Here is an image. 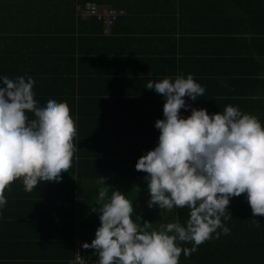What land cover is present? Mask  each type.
<instances>
[{
  "label": "trees",
  "instance_id": "obj_1",
  "mask_svg": "<svg viewBox=\"0 0 264 264\" xmlns=\"http://www.w3.org/2000/svg\"><path fill=\"white\" fill-rule=\"evenodd\" d=\"M88 2L122 14L106 28L83 15ZM181 74L206 90L185 98L183 117L233 105L264 124V0H0V77H32L40 106L67 102L78 117V159L62 180L30 193L16 180L6 190L0 264H70L100 178L128 192L147 184L135 165L158 145L166 100L146 85ZM228 211L230 234L218 230L180 264H264V216L243 194ZM173 212L186 226L189 210Z\"/></svg>",
  "mask_w": 264,
  "mask_h": 264
},
{
  "label": "clouds",
  "instance_id": "obj_2",
  "mask_svg": "<svg viewBox=\"0 0 264 264\" xmlns=\"http://www.w3.org/2000/svg\"><path fill=\"white\" fill-rule=\"evenodd\" d=\"M101 22V21H100ZM0 209L7 205L6 190L22 180L32 192L40 183L59 182L76 156L77 118L67 102L35 99L32 77H0ZM149 90L165 97L163 119L155 122L158 145L141 156L137 171L147 173L148 207L165 212L189 210L186 226L178 220L154 229L152 222L133 218V202L112 190L101 177L97 197L100 226L91 243L96 264H180V257L196 252L200 245L231 229L228 208L235 197L246 195L253 216H264V124L238 106L223 112L191 108L181 115L205 88L192 74L149 81ZM32 113L34 118H30ZM107 185V186H104ZM221 230V231H218ZM190 243L192 247H181ZM76 259L82 261L77 252Z\"/></svg>",
  "mask_w": 264,
  "mask_h": 264
},
{
  "label": "crops",
  "instance_id": "obj_3",
  "mask_svg": "<svg viewBox=\"0 0 264 264\" xmlns=\"http://www.w3.org/2000/svg\"><path fill=\"white\" fill-rule=\"evenodd\" d=\"M102 8H107V7H102ZM107 185H110V184H107ZM107 185H104V186H107ZM110 186H111V188H110L109 196L111 195L112 190H119L122 193L124 192L126 197L133 202V206L135 208L133 218L134 219L140 218L139 222L141 224L143 223V221L152 222L153 228L159 229L160 225H162V224L166 225L169 222H176L178 220V216H176V214H174L173 211L170 213L166 212L165 215L159 217L158 214H155L157 208H155V207L149 208L148 207V201L150 199V194H149V191L147 189V184L144 185V187L142 186L143 188L141 187V189H139V190H138V187L136 185H134V187L137 190H135V189H133V191L130 190L129 191L130 193L125 190L127 183L119 184V185L114 184V185H110ZM122 187L124 189H122ZM129 187H131V185H129ZM88 206L91 208L88 211H91L93 208H96L98 210L97 199L93 200L91 203L89 202ZM162 211H164V210H162ZM99 216H100V213L96 212L94 214V216H91L89 218V219H91V221H88V222H90L91 225H90V223L85 222L86 221L85 218H84V221H81V225H82L81 230L83 232L84 237L82 239L78 233L79 237L76 239V241L78 239H80V240H83L84 242L91 243V241L95 238V232H96L97 228L100 226ZM94 252H95V250L88 249L89 257L92 259H98V257L94 254Z\"/></svg>",
  "mask_w": 264,
  "mask_h": 264
},
{
  "label": "built area",
  "instance_id": "obj_4",
  "mask_svg": "<svg viewBox=\"0 0 264 264\" xmlns=\"http://www.w3.org/2000/svg\"><path fill=\"white\" fill-rule=\"evenodd\" d=\"M83 15L89 17H95L98 21H101L106 28H109L115 24L118 17L122 14V11H119L114 8H109L101 12L99 6L96 3L88 2L84 5L82 11ZM86 243L83 240L78 239L75 244V255L70 264H96L97 259H92L89 257L88 250L83 249L82 245ZM79 253L82 256V261L76 259V253Z\"/></svg>",
  "mask_w": 264,
  "mask_h": 264
},
{
  "label": "rangeland",
  "instance_id": "obj_5",
  "mask_svg": "<svg viewBox=\"0 0 264 264\" xmlns=\"http://www.w3.org/2000/svg\"><path fill=\"white\" fill-rule=\"evenodd\" d=\"M99 9H100L101 12H104V10H105V9L102 8V7H99Z\"/></svg>",
  "mask_w": 264,
  "mask_h": 264
}]
</instances>
